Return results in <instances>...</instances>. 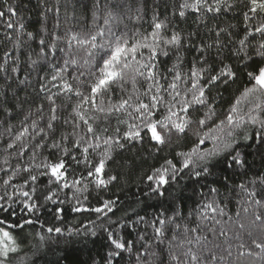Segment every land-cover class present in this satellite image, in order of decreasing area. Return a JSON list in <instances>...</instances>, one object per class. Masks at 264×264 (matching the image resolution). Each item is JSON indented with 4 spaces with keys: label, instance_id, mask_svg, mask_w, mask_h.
Returning <instances> with one entry per match:
<instances>
[{
    "label": "snow or ice",
    "instance_id": "obj_1",
    "mask_svg": "<svg viewBox=\"0 0 264 264\" xmlns=\"http://www.w3.org/2000/svg\"><path fill=\"white\" fill-rule=\"evenodd\" d=\"M29 3L0 0V264H72L60 237L100 241L80 264H264V0H41L36 30Z\"/></svg>",
    "mask_w": 264,
    "mask_h": 264
},
{
    "label": "trees",
    "instance_id": "obj_2",
    "mask_svg": "<svg viewBox=\"0 0 264 264\" xmlns=\"http://www.w3.org/2000/svg\"><path fill=\"white\" fill-rule=\"evenodd\" d=\"M9 2H12V0H9ZM51 2V0H50ZM69 5H73L75 3V0H65ZM41 3V0H30L29 3V13H28V24L30 27V30H36V28L39 27L38 24V15L41 10L37 5ZM146 3L148 5L149 14L150 9L152 6V0H146ZM62 14H63V8H62ZM51 15V14H49ZM91 13H89V16ZM235 22V21H233ZM0 24H2V21H0ZM49 24H51V20H49ZM147 27V25H144ZM244 83V79L241 78L238 84L234 85L232 89H230L228 92L224 93L223 100L221 101L219 107L222 110V113L227 111V109L231 106V104L234 102L235 98L239 95V90L241 88V85ZM221 113V114H222ZM208 147H211V144H207ZM250 162H253V169L252 172H260L264 171V169L261 168V160L258 156L252 155L249 157ZM140 161L137 159V164H139ZM151 163V161H149ZM127 171V170H125ZM251 175V174H250ZM137 176L138 172L133 171L131 175H127L125 177L126 183H122L120 186L113 188L112 192L107 193V196H112L113 192H115L117 195L121 197V200L123 203L120 205V208L117 209L116 215H121V209H127L129 205H132L133 207H137V210H141L140 207L135 205V196L134 193L136 191V184H137ZM196 199V198H194ZM93 203H95V200H93ZM194 200H189L186 204V211L191 210L193 207ZM234 204L229 205V210H234ZM154 211V209L149 210V214ZM61 224L66 223L68 226H72L73 224H78L79 221L74 219V215L70 212L66 213L65 220L60 222ZM66 240L68 241L66 243ZM80 241V238H66V237H60L59 238V247L60 248H67L68 252L70 254V261L72 264H80V262H87L89 260V254L93 256L96 255V252L93 250L99 249L100 247V241L97 240V243L95 246L92 244H83ZM57 245L54 243L51 245V251H45L40 253L36 259L38 261V264H54V261L59 255H62L63 253L56 251ZM98 259V257H96Z\"/></svg>",
    "mask_w": 264,
    "mask_h": 264
}]
</instances>
